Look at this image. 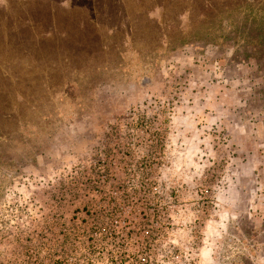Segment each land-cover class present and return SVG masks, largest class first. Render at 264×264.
I'll return each instance as SVG.
<instances>
[{"label":"rangeland","instance_id":"rangeland-1","mask_svg":"<svg viewBox=\"0 0 264 264\" xmlns=\"http://www.w3.org/2000/svg\"><path fill=\"white\" fill-rule=\"evenodd\" d=\"M138 11L172 23L164 46ZM23 16L24 64L0 56V264H60L49 247L264 264V0H23Z\"/></svg>","mask_w":264,"mask_h":264},{"label":"trees","instance_id":"trees-1","mask_svg":"<svg viewBox=\"0 0 264 264\" xmlns=\"http://www.w3.org/2000/svg\"><path fill=\"white\" fill-rule=\"evenodd\" d=\"M12 6V10L15 11H10V10H5V11H0V56L4 58V61L6 64L12 63L16 67H22L26 60V56L28 54V48H27V41H28V24L27 21L25 20V17L23 16V0H14ZM137 14H142L143 16H139V19H141L143 22L148 23L151 25L155 31L158 32L160 35V41L162 42V45L164 46V37L166 31H168L171 27V24L165 20L162 22L160 21L159 17L157 16H152L153 14L151 13H145L144 11H138ZM37 15H40V3L36 1L35 5L33 6V9H31V16L35 17ZM246 24L245 22H242L240 24H237L235 27V32L240 33V35L243 34H250V32L244 30V26ZM252 26V25H251ZM250 26V27H251ZM249 27V28H250ZM117 33H107L105 35H102V33H96L94 36H99V37H105L106 47L109 48L111 46H116V35ZM262 36L259 35L258 42L260 40V37ZM255 36H250L248 39L253 42L255 41ZM260 43V41H259ZM38 53V52H36ZM15 74V73H14ZM15 76V75H14ZM16 79L21 78L19 75L16 74L15 76ZM9 77L8 75H4L0 73V96L5 93V88L6 85L8 84ZM20 80V79H19ZM5 86H2L4 85ZM23 88L18 89L20 92L22 91ZM8 108V106H4L3 109L5 110ZM101 152H105V154H108L109 151L107 149L101 150ZM150 217V216H149ZM147 221H150V219L147 218ZM105 232L109 231L110 235L114 234L113 232H110L112 229H108L104 227ZM39 253V251H37ZM47 255L52 256V261L54 263H60V264H67V262L63 263L62 259H55V251L52 247H49L47 250Z\"/></svg>","mask_w":264,"mask_h":264}]
</instances>
